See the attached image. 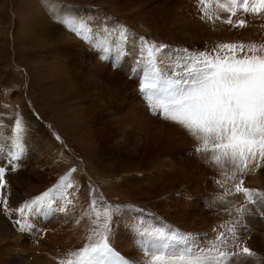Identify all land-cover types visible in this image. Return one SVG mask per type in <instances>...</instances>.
<instances>
[{
	"label": "rangeland",
	"instance_id": "1",
	"mask_svg": "<svg viewBox=\"0 0 264 264\" xmlns=\"http://www.w3.org/2000/svg\"><path fill=\"white\" fill-rule=\"evenodd\" d=\"M212 12L220 18H202L199 0H0V134H6L3 146L12 154L20 120L24 144L19 160L6 161L0 153L5 180L24 185L18 203L23 208L55 189L72 169L82 175L70 177L73 187L54 192L50 205L17 216L19 226H30L25 230L10 226L11 195L9 204L0 188L3 225L27 242L23 249L1 248L2 258L16 248L30 264H59L88 243L96 227L94 211L110 210L111 248L129 264H143L149 257L138 243L142 225L192 234L207 246L223 230L220 225L235 222L236 209L245 207L241 223L247 227H238V235L255 255L230 264H264V196L250 204L236 194L240 176L226 179L195 151L198 142L182 126L149 111L139 91L138 72L146 58L141 38L166 46L160 57L165 68L185 50L264 45V13L238 11L227 24L229 13L215 7ZM240 19L246 27L234 26ZM81 22L91 40L73 31ZM122 29L127 40L117 56ZM106 36L112 42L107 58L94 43ZM62 152L71 156L65 159ZM243 179L245 187L264 193V167ZM16 258L13 264L23 263Z\"/></svg>",
	"mask_w": 264,
	"mask_h": 264
},
{
	"label": "snow or ice",
	"instance_id": "2",
	"mask_svg": "<svg viewBox=\"0 0 264 264\" xmlns=\"http://www.w3.org/2000/svg\"><path fill=\"white\" fill-rule=\"evenodd\" d=\"M199 4L202 18L212 22L220 18L212 12L213 7L229 13V19L223 21L227 24L234 23L232 17L238 11L254 15L264 13V0H199ZM234 26L243 28L247 22L240 19ZM72 28L84 39H92L83 22L73 24ZM117 35L116 53L119 56L123 53L120 45L127 40V32L122 29ZM141 40V53L146 54V58L141 61L143 68L138 72L139 91L149 111L182 126L198 142L195 151L222 169L226 179L237 181L240 176L233 185L235 193L243 194L250 204L257 203L255 196H264V193L245 187L243 176L264 167V45L225 43L218 45L212 53H188L185 50L180 60L165 68L160 57L166 46ZM94 43L107 58L112 51L111 38L106 36ZM15 131V151L11 158L19 160L24 150L22 121H16ZM3 175L0 168V179ZM217 183L224 186L221 181ZM3 186L0 183V188ZM71 187L69 174L61 178L55 189L26 203L19 209L20 214L23 216L26 210L38 211L50 205L54 192ZM225 196L218 199L224 201ZM95 206L93 200V210ZM63 210L67 211L66 208ZM245 210V207L237 208L239 219L221 224L223 230L218 231L207 246L192 234L142 225L137 228L138 243L141 251L149 257L143 264H230L235 258L254 256L253 250L246 243L242 244L238 235V227H247L241 223ZM93 214L95 219L92 222L96 227L87 237L88 243L68 253L59 264H129L109 244L111 211H94ZM28 227L22 224L21 230Z\"/></svg>",
	"mask_w": 264,
	"mask_h": 264
},
{
	"label": "bare ground",
	"instance_id": "3",
	"mask_svg": "<svg viewBox=\"0 0 264 264\" xmlns=\"http://www.w3.org/2000/svg\"><path fill=\"white\" fill-rule=\"evenodd\" d=\"M35 126V125H34ZM28 128H30V129H32L31 128V126L30 127H28ZM37 128V127H36ZM33 131V130H32ZM5 133H1L0 134V153L1 152H3V154H4V157H5V159H6V161H8L9 159H11V154L8 152V150L6 149V148H4V141H5ZM16 136V135H15ZM14 136H12V140H14ZM15 140H16V138H15ZM15 140L13 141V143L15 142ZM23 143V142H22ZM24 145V144H23ZM15 151V150H14ZM61 155H63V157L65 158V159H67V157H69V156H71L70 154H68L67 152H62L61 153ZM112 162V161H111ZM110 163V162H109ZM108 163V164H109ZM13 165H16V163H13ZM0 168H2L1 167V165H0ZM3 172H4V170H3ZM71 176V178L72 177H75V178H79L80 176H82L81 174H80V172L79 171H73V172H71V173H69ZM4 175H5V172H4ZM3 175V177H2V179H0V183H2L4 186L1 188L3 191H4V195H5V199L6 200H8V202H9V204H10V195H11V211H13V215H15L14 216V220H13V224H10V226H12V228H14L15 226L17 227H20V229H21V224H20V226H19V224L17 223L18 221H19V219H16L17 218V216L20 218L21 217V214L19 213V209H20V206H21V204H18L19 203V201H20V199H21V197L23 196V186L24 185H20V186H14V185H11V184H9L6 180H5V176ZM80 179V178H79ZM0 209H1V207H0ZM8 211H7V213L4 215L5 217H8V215H9V212H10V209H9V205H8ZM0 213H1V211H0ZM0 251H1V248H6L8 245H13V246H16V247H18V249L20 248V249H23L26 245H24L25 243H27V242H25L22 238H21V236L22 235H20V234H17V232L16 231H12V229H9V228H7V227H5L4 225H3V220H2V218H0ZM26 239L27 240H30L31 239V237L30 236H27L26 237ZM23 244H22V243ZM28 248V247H27ZM18 249H16V248H14V249H10L9 251H7V253H6V255H5V257L4 258H2L1 256H0V264H13L12 262H11V259H13V258H16L15 260H19L20 262H22L23 261V263H20V264H30V259L28 258H24L23 259V255L22 256H20V257H18L19 256V254L21 253V251L20 250H18ZM4 251V250H3ZM4 254V253H3ZM24 260H26V262L24 261ZM19 264V263H18Z\"/></svg>",
	"mask_w": 264,
	"mask_h": 264
}]
</instances>
